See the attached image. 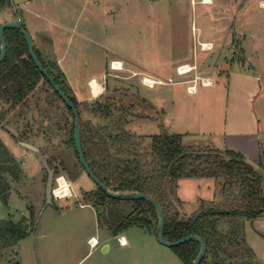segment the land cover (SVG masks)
Instances as JSON below:
<instances>
[{
    "label": "rangeland",
    "instance_id": "374dc122",
    "mask_svg": "<svg viewBox=\"0 0 264 264\" xmlns=\"http://www.w3.org/2000/svg\"><path fill=\"white\" fill-rule=\"evenodd\" d=\"M134 1L145 3L147 10L149 2H159ZM162 1L179 3L177 13L168 10L167 4L153 8L149 15L138 16L135 23H122L119 36L112 26H107L106 30L99 26L93 33L87 32L81 22L78 26L62 28L71 30L66 33L64 30V43H61L64 46L56 51L54 61L66 47L64 57L70 68L67 69L63 62L59 66H50L63 69V74L68 77L65 81L72 82V88L67 84L79 102L83 120H89L94 126H110L115 121L113 116L123 111L127 120L124 128L133 134L138 151L148 150L155 134H180L182 144L221 149L225 131L240 127L250 129V124L256 125L257 118L264 122V7L258 5V0H214L211 6L197 0ZM5 2V6H0V24L8 17L18 19L25 26V16H32L31 7L45 0ZM140 6L142 10L145 8ZM49 12L56 18L57 10L50 9ZM21 15L23 19L18 18ZM68 19L70 17L63 21L65 25ZM41 23L39 20L33 30L34 38L44 31L50 35L57 33L58 29L53 25ZM116 29L119 30L117 26ZM201 40L213 41L214 48L202 51ZM112 45L126 50L131 45L138 57L150 62L147 69L165 83L155 84V81L154 85L150 83L152 87H147L150 84L145 77L141 76L139 81L140 74L131 78L128 72H120L123 67L118 61L100 66L102 59L108 61L110 57H117L109 51L108 47ZM173 45L177 55L171 58ZM53 47L57 50L59 45ZM197 56L204 66H215L219 84L217 82L211 90L204 91L199 82L193 81L199 91L189 94L186 89L189 81L186 80V84L176 82L191 76L192 72L177 75L175 65L192 62ZM75 58L82 60L79 62L82 66L75 64ZM135 68L139 69L138 66ZM99 70L108 73L105 79L110 82L103 92L94 97L93 91L80 90V76ZM112 73H117V77ZM222 80H225L224 84ZM83 101L87 103L86 107L82 105ZM106 101L113 102V115H94L91 111L94 103ZM28 104L23 115L18 116L16 109L7 115L3 127L0 125V138L21 169L20 180L11 184L6 200L0 198V219L21 221L27 226V234L14 245L2 247L0 242V264H185L174 247L158 242L154 230L134 224L114 229L130 210L128 204L97 206L86 198L87 192L97 189V184L79 166L74 169L76 158L71 144L66 142L72 115L48 84L40 81L30 94ZM248 118L250 122H247ZM212 142L216 147L210 144ZM146 158L151 160V154L148 153ZM64 164L71 170V175L64 170ZM46 166L57 167L55 178H64L68 187L61 188L55 179L52 204L43 209ZM257 169L263 174L262 167ZM221 182V178L178 179L175 194L182 202L177 204L180 214H191L201 200H221ZM244 236L247 247L253 250V261L264 264V239L246 219Z\"/></svg>",
    "mask_w": 264,
    "mask_h": 264
},
{
    "label": "trees",
    "instance_id": "16d2710c",
    "mask_svg": "<svg viewBox=\"0 0 264 264\" xmlns=\"http://www.w3.org/2000/svg\"><path fill=\"white\" fill-rule=\"evenodd\" d=\"M1 5H6L5 0H0ZM4 38L7 48L5 57L0 62V125L3 127L2 123L7 115L16 109L19 110L18 116L23 115L25 108L29 107L30 94L37 89L40 81L45 82L72 115L66 142L71 144L76 158L74 169L78 166L83 169L72 136L74 118L71 109L33 62L21 31L6 28ZM35 52L55 82L75 104L80 116L82 151L90 168L108 188L124 193L145 192L155 197L165 216V239L176 240L189 234H197L205 241L206 253L199 264H257L252 259V250L247 247L243 233V221L257 218L264 212V178L257 167L232 149L182 144L180 134H155L150 148L144 152L138 151L133 134L124 128L127 120L123 111L113 116L115 121L110 126H94L89 120H83L82 109L65 81L63 72L58 67L54 68L55 64L44 61L36 49ZM82 103L86 107L87 103ZM112 105L113 102H95L91 111L94 115L107 117L113 115ZM148 153L151 154V160L146 158ZM63 168L71 175V170L65 164ZM20 177L19 165L0 138L1 199L6 200L11 184L19 181ZM183 177L221 178L223 198L201 200L195 211L187 216L181 215L177 204L182 202L176 196L175 189L178 179ZM86 198L97 206L108 203L128 204L130 210L114 229L134 224L154 230L156 235L158 214L151 201L145 198L126 200L111 197L98 185L96 190L87 192ZM26 234L27 226L21 221L15 223L9 219H0L2 247L14 245ZM173 247L185 264H191L200 244L196 240H190Z\"/></svg>",
    "mask_w": 264,
    "mask_h": 264
},
{
    "label": "crops",
    "instance_id": "0c3cea01",
    "mask_svg": "<svg viewBox=\"0 0 264 264\" xmlns=\"http://www.w3.org/2000/svg\"><path fill=\"white\" fill-rule=\"evenodd\" d=\"M197 1L200 4L205 5V6H211L214 4L213 3L214 0H197ZM166 4H167L166 8L168 10H171L173 14L177 13L176 9L179 3L175 1H172V4L163 3L162 0H159V2H156V3L149 2V10H147V6L145 3L143 4L136 3L134 0H101V2L99 3H97L95 0H54V1L45 0V2H39V4L37 3L33 8L31 7V9H33L31 18H29V15H26L27 17L24 15L25 16L24 20H26V24L24 27L29 32L32 42H33V46L39 52L43 60L50 61L54 63L56 66L59 63L63 62V65L67 69H69L70 65L68 61H66V58L64 57L66 47L63 50L64 53H61V55L57 58L56 62L54 61L55 60L54 58L57 56L56 51L58 52L64 46L61 44V43H64L63 35L68 30H71V28L64 29L65 30V33H64V30H62V28L66 26H78L80 25V22H81V24L85 25L87 32L93 33L95 31H98L99 26L100 27L103 26V29L105 30L107 29V26L109 27L112 26L111 28H113V30L116 32L117 34L116 36H119L120 35L119 26L122 25V23L127 22L129 24H132L134 21L138 19L137 18L138 16H147L149 15L148 13L152 12L153 8H157L159 6H165ZM140 5H144L145 8H143L142 10L141 9L142 7ZM258 5L264 7V0H258ZM50 9L57 10L56 18H54L52 16V13L49 12ZM66 17H70V19L67 20V24L65 25L63 21L65 20ZM18 18L23 19V15H21V17H18ZM173 19L174 18H172V20ZM8 20H14V19H10L6 17L1 22L3 23ZM39 20H42L41 24L43 26L50 25V24L53 25L54 28L58 29L57 33L54 35H50L44 31V32L39 33L40 36H37V38H34L32 33H33V30L36 28L37 22H39ZM116 26L118 27L119 30L116 29ZM72 31L74 32L73 28H72ZM206 43L210 45L209 48L203 47V44H206ZM53 45H59V48L55 50ZM200 45H201L200 49L202 51L210 50L214 48V43L211 40H201ZM114 47L115 46L112 45L108 48H109V51L111 53H114L117 57H110L108 61H105L104 59H102V61L100 62V66L104 64L105 62L108 65L110 61H118L119 65L123 67L122 70L120 69V72L121 71L128 72L131 78L140 74L139 81L141 80V76H142L148 79L155 80L156 81L155 84L165 83L164 80L161 77H158L156 73H153L152 71H149L147 69L149 65H151L150 62L138 57L134 53L131 45L128 48V50L117 49ZM110 49H115V50H110ZM175 51H177V49H176V46L173 45L172 50L170 51V55H169L171 58L177 55ZM79 62L82 63V60L79 58H75V64H80ZM185 64L191 66L192 70L186 73L177 72V67L179 65H185ZM203 64L204 62L203 61L200 62L198 59V56L197 58H194L192 62L185 61V62L177 63L175 65V71L177 75H184V74H188L191 72H192V75L189 77L185 76L183 79L178 80L176 83L186 84L187 82L185 81L187 80L190 82L189 85H187L188 87V86L194 85L192 82L195 81V83L196 82L200 83V87H201L200 89H204V91L211 90L216 85L217 82L219 84V79L216 76L218 73L216 74L214 71L216 69L215 66L213 65L204 66ZM80 65L82 66V64ZM135 66H138L139 69H136ZM142 67H144V69H141ZM81 74H83V71L81 72ZM85 74H86L85 76L84 75L80 76L81 84L79 86V89L85 93L86 92L91 93L93 91L91 90L89 86V81L91 79H93L95 82L97 81V84L100 86V90H99L100 92L97 95H100L103 92L104 86L107 83H110L107 79H105V75H107L108 73H105L102 70H99L98 73L87 72ZM97 74H101V75H97ZM112 75L117 77V73H112ZM64 76L67 80L68 77L66 75ZM98 77L100 79H98ZM203 78L210 79L212 81V84L205 85L201 83L200 79H203ZM68 83L70 85L72 82L69 81ZM221 83L224 84L225 80H222ZM145 86L147 85L145 84ZM70 87L72 88V85H70ZM147 87H152V86H147ZM195 90L196 91L194 93H198L199 88L196 87ZM189 94H193V92H189ZM263 114H264V111H263ZM242 120L243 118L241 117L240 121ZM247 122H250L249 118L247 119ZM241 123L242 125H244V121H242ZM224 140L225 142L221 149L226 148V149H232L236 152H239L245 157V159L248 162L252 163L253 165H256L259 168L262 167L263 178H264V122L262 123V119L257 118L256 125L250 124V129L244 130L243 127H240L239 129H236V130L225 131ZM210 144L215 146L214 142ZM260 160L262 161V163L260 162ZM263 184H264V179H263ZM246 220L247 221L250 220V225L252 226V228H254L255 231L261 236V238L264 239V212L262 213L261 216L257 218L246 219ZM243 233H244V221H243ZM121 236H122L123 241L125 242L124 240L125 237H123V235ZM106 248H109V245Z\"/></svg>",
    "mask_w": 264,
    "mask_h": 264
},
{
    "label": "water",
    "instance_id": "95a60500",
    "mask_svg": "<svg viewBox=\"0 0 264 264\" xmlns=\"http://www.w3.org/2000/svg\"><path fill=\"white\" fill-rule=\"evenodd\" d=\"M11 27L17 28L18 30L21 31V33L23 34V36L26 40L28 53L31 56L33 62L35 63L37 68L44 74V76L48 79V81L50 82V84L52 85L54 90L62 97L63 101L71 109V111L73 113V118H74V128H73V135L72 136H73L74 145H75V149H76L77 154H78L80 164L82 165L84 171L93 179V181L107 195H109L111 197L126 199V200L145 198V199L151 201L153 203V205L155 206L157 214H158V224H157V228H156V237H157L158 242H160L161 244L167 245L169 247H173V246L179 245L183 242L190 241V240L198 241L200 244V249H199L197 255L192 260L191 264H199L200 259L206 253V243L199 235L189 234V235H186V236L181 237V238L176 239V240L165 239V237L163 235L165 216H164V212H163V209H162L160 202L155 197H153L152 195L145 193V192L124 193V192L113 191L110 188H108L107 185L90 168V166H89V164H88V162L84 156V153L82 151L81 140H80V116H79L78 110H77L75 104L68 97V95L60 87V85H58L55 82L53 76L43 66V63L40 61L39 57L37 56V54L35 52L30 34L26 30V28L18 22V20H8V21H5L2 24H0V62L4 59L5 54H6V48H7V43H6V40L4 38V30L6 28H11ZM22 144H24L25 146H30L31 148H35L34 146H32L26 142H22ZM46 169H47L48 175H47V181H46V185H45V202H44L43 209L45 206L52 204V199L54 197L53 183L55 180V175H54L55 168L54 167L49 168L46 166Z\"/></svg>",
    "mask_w": 264,
    "mask_h": 264
},
{
    "label": "bare ground",
    "instance_id": "6f19581e",
    "mask_svg": "<svg viewBox=\"0 0 264 264\" xmlns=\"http://www.w3.org/2000/svg\"><path fill=\"white\" fill-rule=\"evenodd\" d=\"M209 46L210 45L208 43L203 44L204 48H209ZM116 64H117V62H115V66H116ZM190 70H192V67L187 65V64H185V65L181 66L179 73H186V72H189ZM145 80L147 82H149V84L152 83V82L155 83L154 80H152V79L145 78ZM203 80L206 82V84H210V79L205 78ZM92 84H93V95L96 96L100 92L99 91L100 90V86L97 84V81L95 82L94 80L92 81ZM57 179L59 181V182H57V184L59 183V186L61 188L68 187V184L66 183L64 178L58 177ZM54 189H55V187H54ZM57 198H60V197L57 196ZM92 242L93 243L96 242L95 238L92 239Z\"/></svg>",
    "mask_w": 264,
    "mask_h": 264
},
{
    "label": "built area",
    "instance_id": "2783aa9c",
    "mask_svg": "<svg viewBox=\"0 0 264 264\" xmlns=\"http://www.w3.org/2000/svg\"><path fill=\"white\" fill-rule=\"evenodd\" d=\"M181 66H183V65H179V66L177 67V72H180V68H181ZM203 79H205V78H203ZM203 79H200V82L203 83V84H205V85H208V84H206V82H205ZM143 80H144V78L142 79V82L144 83ZM92 81H93V79L89 82V86H90L91 90L93 89ZM187 90H188L189 92H193V91L195 90V85L188 86V87H187ZM55 179H57V178H55ZM53 191H54V188H53ZM54 196H55V195H54Z\"/></svg>",
    "mask_w": 264,
    "mask_h": 264
},
{
    "label": "flooded vegetation",
    "instance_id": "af4514ba",
    "mask_svg": "<svg viewBox=\"0 0 264 264\" xmlns=\"http://www.w3.org/2000/svg\"><path fill=\"white\" fill-rule=\"evenodd\" d=\"M154 82H155V80H154ZM149 86H153V85H149ZM103 90H104V88H103ZM55 168V170H54V175L56 176V167H54ZM47 170V169H46ZM47 175H48V172H47ZM46 181H47V179H46ZM54 184V183H53ZM46 185V184H45ZM52 201H53V199H52ZM44 206V205H43Z\"/></svg>",
    "mask_w": 264,
    "mask_h": 264
}]
</instances>
